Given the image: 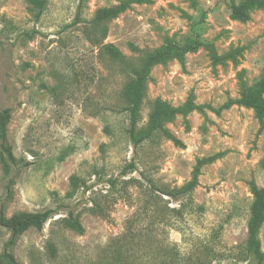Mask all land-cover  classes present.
<instances>
[{"label": "rangeland", "instance_id": "rangeland-1", "mask_svg": "<svg viewBox=\"0 0 264 264\" xmlns=\"http://www.w3.org/2000/svg\"><path fill=\"white\" fill-rule=\"evenodd\" d=\"M122 1L47 0L36 20L25 0H0V110H10L15 158L7 168L0 158V216L55 211L11 245L0 224V256H12L3 264H253L246 221L250 182L264 186V120L221 105L264 73V7L235 18L229 4L244 0H138L102 36L90 20ZM189 37L210 48L151 67L135 134L157 98L202 109L165 122L179 144L158 132L133 143L122 110L132 73L102 44L132 56V45L181 47ZM196 166L190 195L162 194ZM71 175L85 186L72 191ZM69 211L81 233L60 222ZM258 238L264 251V222Z\"/></svg>", "mask_w": 264, "mask_h": 264}, {"label": "trees", "instance_id": "trees-1", "mask_svg": "<svg viewBox=\"0 0 264 264\" xmlns=\"http://www.w3.org/2000/svg\"><path fill=\"white\" fill-rule=\"evenodd\" d=\"M28 4L29 11L34 18L39 19L42 14L47 0H25ZM138 0H125L117 5L110 7H102L97 9L94 16L90 20L92 26L99 27L102 36L106 33V24L108 21L116 17L120 12L124 11L130 3ZM255 7H264V0H244L243 2L234 5L229 4L230 14L232 17L241 18L245 12ZM98 40V39H97ZM205 46L210 48L202 40L189 37L186 42L180 47L173 42L155 49H138L132 45L131 49L137 55L125 56L111 43L102 44L101 48L108 55L110 61L124 66L130 73L132 78L126 86V105L122 106V110L128 115L127 133L133 143L142 141L152 136L155 132L164 134L174 143L179 144L176 139L164 126L166 121L171 120L176 114H186L194 109H202V105H195L190 99L179 106H172L166 101L159 98L153 101V108L149 114L148 122L144 128V132L140 136L135 134L137 116L140 104L146 93V81L149 77L151 67L155 64L165 63L168 60L176 59L181 64L184 60V55L187 52L194 51L197 48ZM133 57L139 58V65L133 63ZM264 73L252 84L244 87L240 95L235 99H228L227 102L221 105V108H227L232 104H238L252 109L258 121L262 124L264 120ZM217 109L216 111H218ZM10 110L3 108L0 110V158L6 166H11L15 162V158L10 147L6 143V125L9 121ZM7 168V167H6ZM198 166H196L191 174V178L180 188L163 191L162 194L176 198L179 195H190L194 186L197 184ZM71 190H76L80 186H85V181L75 175L70 176ZM250 193L252 195L248 209V218L246 221V240L245 251L252 255L253 264L264 263V251L261 249L258 238L259 229L264 222V186H257L253 181L250 182ZM55 211L47 209L33 212H22L12 215L8 218L0 216V224L10 232L8 245H11L16 240L17 236L30 227L40 229L43 224L50 218ZM64 227L69 228L77 233L83 231L79 220V215L69 211L67 217L60 219ZM4 260L12 262V256L2 254L0 256V264ZM175 264H195L176 260Z\"/></svg>", "mask_w": 264, "mask_h": 264}]
</instances>
